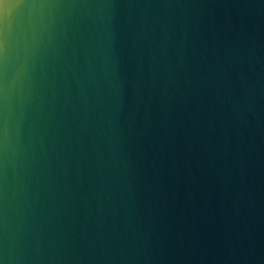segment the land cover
Segmentation results:
<instances>
[{
	"label": "water",
	"instance_id": "1",
	"mask_svg": "<svg viewBox=\"0 0 264 264\" xmlns=\"http://www.w3.org/2000/svg\"><path fill=\"white\" fill-rule=\"evenodd\" d=\"M0 264H264V0H0Z\"/></svg>",
	"mask_w": 264,
	"mask_h": 264
}]
</instances>
